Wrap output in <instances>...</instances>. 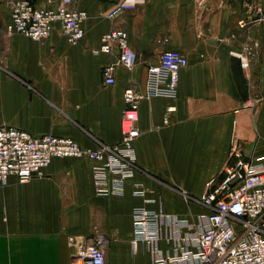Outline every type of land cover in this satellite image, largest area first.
I'll return each instance as SVG.
<instances>
[{"label":"crops","instance_id":"crops-1","mask_svg":"<svg viewBox=\"0 0 264 264\" xmlns=\"http://www.w3.org/2000/svg\"><path fill=\"white\" fill-rule=\"evenodd\" d=\"M119 1L71 0L68 7L87 17L83 38L70 44L58 22L43 41L7 33L13 0H0V124L35 136L114 146L124 89L142 90L147 67L166 49L188 61L175 96L140 99L136 171L121 194L95 193L88 158H53L40 175L24 182L11 175L0 185V264H70L97 235L107 240L106 264H150L143 244L130 246L134 207L182 218L204 213L197 200L208 181L219 183L236 158L264 156V0H144L109 18ZM112 28L127 33L131 69L118 64L117 47L94 53ZM109 64L113 84L101 73Z\"/></svg>","mask_w":264,"mask_h":264},{"label":"built area","instance_id":"built-area-1","mask_svg":"<svg viewBox=\"0 0 264 264\" xmlns=\"http://www.w3.org/2000/svg\"><path fill=\"white\" fill-rule=\"evenodd\" d=\"M57 8H40L29 0H13L5 25L7 33H21L45 40L53 23L61 25L70 44L84 36V10L69 8L71 0H56ZM144 0H120L107 16L114 18L134 9ZM118 50V64L131 69L136 55L127 44V33L112 28L101 37L94 53ZM242 65H247L244 57ZM178 50L166 49L155 64L147 67L143 89H124L121 139L114 146L83 148L74 139L55 134L32 135L26 130L0 124V185L13 175L24 182L40 175L53 158H88L95 163L93 184L100 197L121 194L124 184L136 171L134 141L139 135L137 110L140 99L175 96L179 73L187 66ZM114 65L102 68L105 84H113ZM172 110V108H168ZM167 118H164V122ZM222 180L211 179L198 202L206 208L191 218L166 215L160 210L136 206L132 211L133 233L130 246L143 244L150 264H264V156L250 161L236 158L225 165ZM143 195V189L135 191ZM102 235L93 237L72 255L70 264H106Z\"/></svg>","mask_w":264,"mask_h":264}]
</instances>
